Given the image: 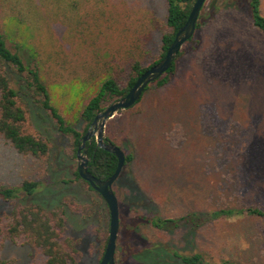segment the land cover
<instances>
[{"label": "rangeland", "instance_id": "374dc122", "mask_svg": "<svg viewBox=\"0 0 264 264\" xmlns=\"http://www.w3.org/2000/svg\"><path fill=\"white\" fill-rule=\"evenodd\" d=\"M246 1L219 0L217 7L210 1L201 12V28L181 50L171 83L163 89L151 84L139 104L116 114L105 129L115 145L135 154L131 180L150 199V213L164 219L197 214L201 222L220 210L244 214L158 230L133 223L137 211H148L135 209L121 187L116 264H142L151 253L148 264H164L156 258L170 248L202 254L216 264H264V217L247 213L264 209V34L248 17ZM261 12L264 16V0ZM166 16V0H4L2 26L5 22L10 49L27 57L25 41L35 48L52 85L75 76L86 79L101 69L125 87L134 63L146 68L159 59L158 21L163 24ZM61 91L59 85L51 87L52 101L73 120L79 102L68 103ZM35 120L33 129L55 142L52 127ZM69 164L77 168L78 160ZM45 178V162L22 156L0 140V183L18 187ZM67 178L72 182L59 195L88 207L92 217L84 219L66 206V236L79 250L78 264H100L109 210L73 173ZM10 212L0 202V216ZM0 255L9 264L45 263L42 252L23 239L6 241Z\"/></svg>", "mask_w": 264, "mask_h": 264}, {"label": "trees", "instance_id": "16d2710c", "mask_svg": "<svg viewBox=\"0 0 264 264\" xmlns=\"http://www.w3.org/2000/svg\"><path fill=\"white\" fill-rule=\"evenodd\" d=\"M196 1L166 0V20L163 24L158 21V25H161L158 28L161 33L159 59L146 68L142 67L139 62L134 63L128 74L126 86L121 87L114 73L101 69L91 72L86 79L75 76L66 83H53L52 85L35 48L29 46L25 41L23 49L28 53L26 57L21 49L13 51L8 46L6 23L4 22V27L2 26L4 0H0V140L9 144L20 155L45 162L47 165V178L43 182L26 180L18 187H8L0 183V202L11 207L9 215L0 216V252L6 241L23 239L31 248L42 252L45 258L44 264H78L79 250L76 248V244L66 236V206L72 208L76 214H83L84 219H90L92 212L89 213L86 206L70 203L65 199L64 193L61 196L59 193L61 190L67 191L72 182L68 180L67 175L72 173L77 180L85 183L90 191L98 193L80 178L77 168L69 163L77 159L83 137L90 129L96 115L105 109V105L124 97L147 69L164 58L176 33L187 22ZM210 1H212V7H217L219 0H208L202 12ZM225 1L233 4L235 0ZM261 4L262 0H247L245 6L254 27L264 34V16L261 12ZM202 18L200 15L197 30L201 28ZM182 54L180 52L178 58ZM177 69L176 60L172 68L155 82L156 87L163 89L169 85L176 75ZM54 85L62 87L61 95L68 103L79 102L78 114L75 119L65 118L59 108L54 105L51 96V87ZM149 87L137 104L149 92ZM87 99L88 102L84 104ZM36 117L46 121L52 127V133L56 137L55 142L50 135L47 136L33 129ZM79 125H82L81 130L78 128ZM105 140L115 144L109 136H105ZM60 142L63 146L59 145ZM87 146L90 173L102 181L109 179L117 169L118 159L103 149L96 150L95 139L91 143L88 142ZM125 154L126 165L115 182L113 190L119 200L118 194L123 187L126 194L128 193L131 197L130 200L135 209L148 211L146 214H139L136 210L138 214L133 218L135 219L133 223L149 225L158 230H176L185 225L199 226L207 218H228L244 214L243 210H220L201 222L197 214L164 219L157 214L150 213L152 206L150 199L140 195L139 185L131 180L130 168L135 165V154L133 152H125ZM98 196L104 204V208L108 209L103 198L99 194ZM248 212L254 217H264V209L249 208ZM120 213L121 220H123L121 207ZM108 238L107 236L102 242L101 256H104ZM167 253L166 256L156 259L158 261L165 260L164 264H169L166 261L167 258L178 259L182 264H216L208 262L202 254L185 255L172 248L167 249ZM152 259L151 253V256L144 260L145 263L143 261L141 263H151ZM0 264L9 263L3 260L0 255ZM218 264L237 263L224 261Z\"/></svg>", "mask_w": 264, "mask_h": 264}, {"label": "water", "instance_id": "95a60500", "mask_svg": "<svg viewBox=\"0 0 264 264\" xmlns=\"http://www.w3.org/2000/svg\"><path fill=\"white\" fill-rule=\"evenodd\" d=\"M208 0H197L191 10L185 25L176 33L174 41L169 47L166 55L158 63L147 69L135 82L130 91L122 98L112 102L105 109L100 111L90 129L82 139V144L78 149L77 171L82 180L87 182L105 201L110 213L109 238L104 256L100 264H116L115 256L117 250V240L120 229V205L119 200L113 190L115 182L119 179L126 165V154L117 145L106 142L105 129L109 120L116 114L133 108L142 98L145 90L151 84L161 79L174 65L183 46L188 43L196 34L200 15ZM96 140L97 149H103L116 156L118 166L115 173L107 180H99L89 171L90 159L88 157V142Z\"/></svg>", "mask_w": 264, "mask_h": 264}]
</instances>
